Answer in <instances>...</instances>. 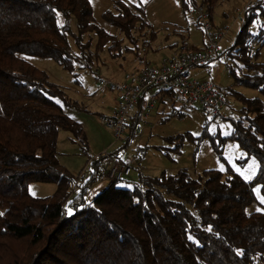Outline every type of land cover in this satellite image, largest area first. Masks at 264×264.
<instances>
[{"label": "trees", "instance_id": "trees-1", "mask_svg": "<svg viewBox=\"0 0 264 264\" xmlns=\"http://www.w3.org/2000/svg\"><path fill=\"white\" fill-rule=\"evenodd\" d=\"M199 1L211 20L220 0ZM187 2L182 0L185 8ZM140 13L114 0L102 18L135 43L134 33L150 27ZM121 40L96 23L88 0H0V264H264V211H247L255 187L264 195V62L258 61L264 48V0L244 8L234 43L225 51L235 64L229 68L235 83L260 96H238L241 115L226 118L231 132L215 146L219 154L223 142L235 141L244 155L239 165L256 160L249 181L227 165L195 177L181 169L140 176L129 188L106 183L86 199L101 163H91L89 177L76 184L56 155L59 130L69 132L87 155L82 125L64 111L83 106L25 57L53 60L73 75L90 72L96 79L105 66L104 49L113 60L123 57ZM140 105L141 100L129 115L125 141L138 129ZM165 105L167 116L177 119L191 109ZM173 139L179 140L178 152L183 138ZM137 152L141 158L145 148ZM29 182L53 183L56 189L34 197Z\"/></svg>", "mask_w": 264, "mask_h": 264}, {"label": "rangeland", "instance_id": "rangeland-1", "mask_svg": "<svg viewBox=\"0 0 264 264\" xmlns=\"http://www.w3.org/2000/svg\"><path fill=\"white\" fill-rule=\"evenodd\" d=\"M88 1L96 23L108 34H117L118 38L122 39V58L113 60L104 49L102 55L105 58V66L98 69L101 77L116 81L118 75L132 71L141 63L147 62L151 65L154 63L151 60H158L162 56L174 53L176 46L181 45L182 38H185V43L193 49L200 50L204 46L202 28L197 25L195 10L200 6L199 0L193 2L189 0L187 8L183 6L182 0H123L135 12L140 11V15L150 26L140 34L136 30L135 43L129 42L123 34L119 35L116 29L102 18V14L111 9L114 0ZM251 1L253 0H220L213 6L211 25L217 28L228 27L219 46V55L204 67L190 69L194 77L208 81L223 91L227 104L215 116L191 108L182 119H177L167 116L168 105L156 102L147 120L138 123L135 135L127 141H125V137L128 136L127 130L121 140H116L112 132L99 122L98 116L110 115V108L115 106V96L105 89L97 88L95 77L90 72L76 71L78 75H73L61 69L53 60L25 57L28 62L45 72L51 83L60 86L71 99L83 106L82 110L64 107V111L82 125L86 134L87 155L82 154L80 145L73 142L69 132L64 130L57 133L56 155L61 166L76 184L89 177L91 163H101L100 177L90 185V193L86 196L88 201L98 193L106 180L108 157H105V154L110 156L114 153L111 159L133 168L130 177L116 182L117 187L129 188L140 176L156 177L162 172L172 175L185 169L191 177H195L203 170L224 171L226 165L244 180L252 179L257 171V162L250 158L245 164L239 165L237 160L244 155L235 141L226 140L220 145L221 157L215 149V146L219 145L220 137H225L231 132V122L226 118L238 119L241 115L242 100L238 96L247 98L260 96L256 90L235 83L234 77L229 73L230 65L235 68V64L231 60L227 61L225 57V51L234 43L243 10ZM252 30L256 31L255 27ZM69 43L75 50L70 39ZM124 48L133 49L134 53H125ZM258 61L264 62V48L260 51ZM203 132L207 135L200 138ZM179 136L183 140L180 150L176 152L174 147L178 145L179 140L173 137ZM138 148H145V154L141 158L137 155ZM55 189L53 183H28L29 193L34 197L50 196ZM254 193L255 201L247 211H264V195L259 193L258 187L254 188Z\"/></svg>", "mask_w": 264, "mask_h": 264}, {"label": "built area", "instance_id": "built-area-1", "mask_svg": "<svg viewBox=\"0 0 264 264\" xmlns=\"http://www.w3.org/2000/svg\"><path fill=\"white\" fill-rule=\"evenodd\" d=\"M195 10L205 40L202 49H193L187 43L181 44L158 64L124 72L119 80L96 77L97 88L105 89L115 96V106L110 110V115H100L98 120L112 132L116 140L123 137L129 115L137 110L140 100L145 96L146 103L140 113L143 123L156 102L183 109L197 108L211 114L218 113L227 104L223 91L208 81L194 77L190 69L204 67L219 53L220 43L228 27H213L203 6ZM132 170L130 165L108 157L107 185L127 179Z\"/></svg>", "mask_w": 264, "mask_h": 264}, {"label": "crops", "instance_id": "crops-1", "mask_svg": "<svg viewBox=\"0 0 264 264\" xmlns=\"http://www.w3.org/2000/svg\"><path fill=\"white\" fill-rule=\"evenodd\" d=\"M177 49V46H176V48H175V50ZM164 57H166V56H162V57H160L158 60H151L152 62H154V63H152V64H158L161 60H162V58H164ZM146 64H145V62L144 63H141L138 67H134L133 69H132V71L133 70H138V69H140V68H142V67H144ZM148 65V64H147ZM110 74V73H109ZM121 76H122V74H120V75H118V77H117V79L116 80H119L120 78H121ZM113 95V94H112ZM146 96L145 97H143L142 99H141V107L143 108V106L145 105V103H146ZM114 102H115V98H114ZM113 108V107H112ZM112 108H110V110L112 109ZM109 110V111H110ZM131 175V174H130ZM130 177V176H129ZM81 183V182H80ZM105 184H106V180H104V182H103V184H102V186L104 187L105 186ZM89 187H91L90 185L88 186V191H87V194L88 193H90V190H91V188H89ZM76 192V191H75ZM92 192V191H91ZM87 194H86V196H87Z\"/></svg>", "mask_w": 264, "mask_h": 264}, {"label": "snow or ice", "instance_id": "snow-or-ice-1", "mask_svg": "<svg viewBox=\"0 0 264 264\" xmlns=\"http://www.w3.org/2000/svg\"><path fill=\"white\" fill-rule=\"evenodd\" d=\"M259 210V209H258ZM69 214H71V210H69ZM0 215H2V214H0Z\"/></svg>", "mask_w": 264, "mask_h": 264}]
</instances>
